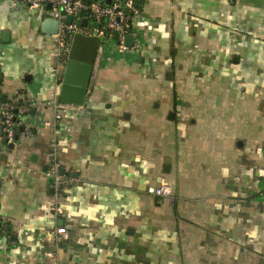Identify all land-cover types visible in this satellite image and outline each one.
Wrapping results in <instances>:
<instances>
[{
  "label": "crops",
  "instance_id": "1",
  "mask_svg": "<svg viewBox=\"0 0 264 264\" xmlns=\"http://www.w3.org/2000/svg\"><path fill=\"white\" fill-rule=\"evenodd\" d=\"M45 18L0 0L2 97L52 96ZM134 35L104 42L85 104L54 128L31 108L0 165V264H264V0H143ZM53 138L75 178L58 216ZM163 181L169 197L151 192Z\"/></svg>",
  "mask_w": 264,
  "mask_h": 264
},
{
  "label": "built area",
  "instance_id": "2",
  "mask_svg": "<svg viewBox=\"0 0 264 264\" xmlns=\"http://www.w3.org/2000/svg\"><path fill=\"white\" fill-rule=\"evenodd\" d=\"M13 8L24 4L30 10L43 8L47 18L59 21V31L53 36L57 40L56 48L52 55L58 63L53 72L56 77V88L52 96L44 102L31 98L25 91L18 90L10 99H2L0 93V165H9V151L11 144L15 145L17 136L21 137L29 133L33 123L28 115L31 108L52 107L55 111L54 118L45 122L46 126L55 127L62 119L63 110L72 108L73 104L60 101L61 83L64 68L73 44L75 35L96 36L102 43L114 40L118 50L124 51L129 47L125 45V37L135 33V20L140 14V5L143 0H9ZM50 5V7H48ZM72 15L70 22L67 17ZM87 21L86 24L83 21ZM117 33V36H115ZM24 126L23 131L20 127ZM51 163L46 172L49 178H53L51 187L53 193L49 199V207L55 215L63 213L64 192L74 184L75 178L62 172V164L57 156V142L52 140ZM151 192L160 197L172 195V185L163 181L158 186L151 188ZM8 220L0 215V227L7 228ZM56 234L62 238L69 236V229L64 225L55 228ZM52 255V253H50Z\"/></svg>",
  "mask_w": 264,
  "mask_h": 264
},
{
  "label": "water",
  "instance_id": "3",
  "mask_svg": "<svg viewBox=\"0 0 264 264\" xmlns=\"http://www.w3.org/2000/svg\"><path fill=\"white\" fill-rule=\"evenodd\" d=\"M48 7H50V5H48ZM72 18L73 16L69 15L67 21L70 22ZM83 23L86 24L87 21L84 20ZM59 26V21L50 17L45 18L42 23V29L49 35L56 34L59 31ZM115 36H117V33H115ZM135 39L136 36L134 34H128L125 37V45L132 47ZM99 48L100 41L98 37L85 36L82 34L75 35L64 69L60 101L73 103L74 105L85 104L90 83L96 68V63L98 61ZM2 99L5 100V96H3ZM31 112H33V110ZM24 129V126L20 127L21 131ZM11 146H13V144H11ZM49 182L52 184L53 178H49ZM50 192L53 193L52 187Z\"/></svg>",
  "mask_w": 264,
  "mask_h": 264
},
{
  "label": "rangeland",
  "instance_id": "4",
  "mask_svg": "<svg viewBox=\"0 0 264 264\" xmlns=\"http://www.w3.org/2000/svg\"><path fill=\"white\" fill-rule=\"evenodd\" d=\"M40 10L43 12V8H41ZM111 42L113 43V46H114V47H111L112 51H116V50H118V46H117L116 42H115L114 40H112ZM103 44H104V43H102V45H103ZM102 45H101V46H102ZM116 52H117V51H116ZM55 63H56V60H55ZM55 63H54V64H55ZM56 65H57V63H56Z\"/></svg>",
  "mask_w": 264,
  "mask_h": 264
},
{
  "label": "trees",
  "instance_id": "5",
  "mask_svg": "<svg viewBox=\"0 0 264 264\" xmlns=\"http://www.w3.org/2000/svg\"><path fill=\"white\" fill-rule=\"evenodd\" d=\"M140 5V4H139ZM1 228V227H0Z\"/></svg>",
  "mask_w": 264,
  "mask_h": 264
}]
</instances>
